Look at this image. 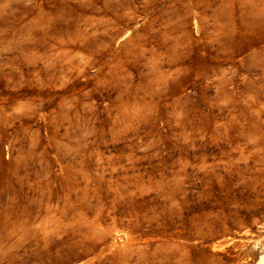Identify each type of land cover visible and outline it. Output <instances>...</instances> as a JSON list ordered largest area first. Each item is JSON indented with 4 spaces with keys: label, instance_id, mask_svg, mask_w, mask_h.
Wrapping results in <instances>:
<instances>
[{
    "label": "rangeland",
    "instance_id": "obj_1",
    "mask_svg": "<svg viewBox=\"0 0 264 264\" xmlns=\"http://www.w3.org/2000/svg\"><path fill=\"white\" fill-rule=\"evenodd\" d=\"M0 264H264V0H0Z\"/></svg>",
    "mask_w": 264,
    "mask_h": 264
}]
</instances>
